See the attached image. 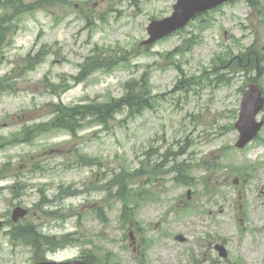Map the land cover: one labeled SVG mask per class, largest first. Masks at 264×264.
<instances>
[{
    "label": "rangeland",
    "instance_id": "rangeland-1",
    "mask_svg": "<svg viewBox=\"0 0 264 264\" xmlns=\"http://www.w3.org/2000/svg\"><path fill=\"white\" fill-rule=\"evenodd\" d=\"M39 2L45 8L0 0V264L34 262L13 240L26 224L59 238L77 233L59 260L85 252L92 264H264V127L235 146L243 90L251 76L264 89V70L225 66L255 41L264 65V0L227 2L148 50L147 26L170 16L176 0ZM95 47L123 53L103 57ZM129 82H144L158 99L140 115L125 120L122 111L107 124L80 125L76 136L34 128L49 119V101L108 102ZM22 124L37 131L32 139ZM80 155L91 164H76ZM142 160L150 174H138ZM107 182L111 191L99 187ZM69 185L81 193H60ZM18 205L29 213L14 226Z\"/></svg>",
    "mask_w": 264,
    "mask_h": 264
},
{
    "label": "trees",
    "instance_id": "trees-1",
    "mask_svg": "<svg viewBox=\"0 0 264 264\" xmlns=\"http://www.w3.org/2000/svg\"><path fill=\"white\" fill-rule=\"evenodd\" d=\"M15 3L20 2V6L27 8L25 5L26 1H31L33 5L37 9L45 8L39 0H10ZM3 7H6L4 5ZM23 9V8H22ZM3 25V21L5 20V16H1ZM7 36V31L1 30L0 28V45L4 42V38ZM256 45V44H255ZM252 46L248 48L241 55H231L233 57L234 65L242 66L245 71L257 70L260 65L259 61V52L256 49V46ZM96 50L101 51L103 53V57H106V53L109 54L104 48L96 47ZM111 54V53H110ZM221 58V57H220ZM230 59L226 61V65L229 63ZM39 62V60H37ZM33 63V59L29 58V64ZM32 66V65H31ZM7 77H5V81ZM7 82V81H6ZM13 83L7 84V86H12ZM129 84L126 94L118 99H112L108 102H96V103H87V104H77L74 106H64L62 104L56 103H48L47 106L50 109L51 114L53 115V120L48 124L52 123L58 128H63L70 132L76 133L79 129V126H83V122H86L90 117L93 118V121L105 124L108 122L117 112H121L124 109H127L129 114H135L141 112L143 109L150 107L152 104V100L154 96L152 92L144 82L142 84ZM138 111V112H137ZM31 129H24V136L28 139H31ZM14 140V139H13ZM180 167V166H179ZM157 168V167H156ZM125 187L124 189H126Z\"/></svg>",
    "mask_w": 264,
    "mask_h": 264
},
{
    "label": "water",
    "instance_id": "water-1",
    "mask_svg": "<svg viewBox=\"0 0 264 264\" xmlns=\"http://www.w3.org/2000/svg\"><path fill=\"white\" fill-rule=\"evenodd\" d=\"M226 0H178L174 6L175 11L172 16L159 21H153L149 27L152 35L148 42H153L162 36H165L174 30L184 27L194 16L209 8H212ZM264 107V96L258 84L251 83L249 89L243 95L241 104V112L237 127L240 129L241 135L238 146L243 147L249 142L261 129L264 121L256 120L257 114ZM24 211L17 209L15 212ZM1 225V222H0ZM41 264H86L82 261L69 262H45Z\"/></svg>",
    "mask_w": 264,
    "mask_h": 264
}]
</instances>
